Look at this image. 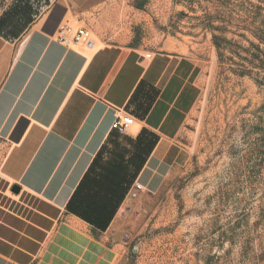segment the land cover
Here are the masks:
<instances>
[{
	"label": "rangeland",
	"instance_id": "rangeland-1",
	"mask_svg": "<svg viewBox=\"0 0 264 264\" xmlns=\"http://www.w3.org/2000/svg\"><path fill=\"white\" fill-rule=\"evenodd\" d=\"M120 8L129 46L195 64L198 97L177 136L179 159L158 191L132 196L108 228L140 162L128 138L114 141L82 186L90 227L58 224L40 264H264V0Z\"/></svg>",
	"mask_w": 264,
	"mask_h": 264
},
{
	"label": "crops",
	"instance_id": "crops-1",
	"mask_svg": "<svg viewBox=\"0 0 264 264\" xmlns=\"http://www.w3.org/2000/svg\"><path fill=\"white\" fill-rule=\"evenodd\" d=\"M120 1L9 0L0 11V264H40L63 221L90 227L82 186L114 141L128 138L140 162L108 228L132 196L158 191L179 159L177 136L198 97L195 64L129 46ZM64 26L90 28L97 47L59 43ZM122 113L135 120L128 137L111 128Z\"/></svg>",
	"mask_w": 264,
	"mask_h": 264
},
{
	"label": "built area",
	"instance_id": "built-area-1",
	"mask_svg": "<svg viewBox=\"0 0 264 264\" xmlns=\"http://www.w3.org/2000/svg\"><path fill=\"white\" fill-rule=\"evenodd\" d=\"M55 38L59 43L67 47H77L84 51H92L97 47L96 37L91 29L86 26H80L74 30L69 29L67 26L61 27L56 31ZM142 57L150 60L152 53L147 51ZM133 124H135L134 117L129 113H122L113 121L111 128L118 133L128 134L131 132ZM134 188L138 192L144 190L143 186L137 182H135Z\"/></svg>",
	"mask_w": 264,
	"mask_h": 264
},
{
	"label": "water",
	"instance_id": "water-1",
	"mask_svg": "<svg viewBox=\"0 0 264 264\" xmlns=\"http://www.w3.org/2000/svg\"><path fill=\"white\" fill-rule=\"evenodd\" d=\"M12 191L15 192V193H18L19 187L18 186H13L12 187Z\"/></svg>",
	"mask_w": 264,
	"mask_h": 264
},
{
	"label": "bare ground",
	"instance_id": "bare-ground-1",
	"mask_svg": "<svg viewBox=\"0 0 264 264\" xmlns=\"http://www.w3.org/2000/svg\"><path fill=\"white\" fill-rule=\"evenodd\" d=\"M134 125H135V124H133V125L131 126V129L133 128Z\"/></svg>",
	"mask_w": 264,
	"mask_h": 264
}]
</instances>
